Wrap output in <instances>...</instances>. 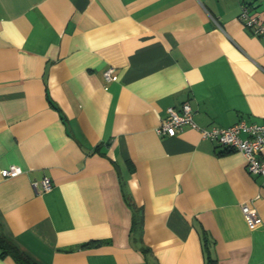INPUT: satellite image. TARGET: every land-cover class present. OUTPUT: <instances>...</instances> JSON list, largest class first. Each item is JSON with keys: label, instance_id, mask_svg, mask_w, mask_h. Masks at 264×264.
Instances as JSON below:
<instances>
[{"label": "crops", "instance_id": "crops-1", "mask_svg": "<svg viewBox=\"0 0 264 264\" xmlns=\"http://www.w3.org/2000/svg\"><path fill=\"white\" fill-rule=\"evenodd\" d=\"M243 4L264 21V0H0V170L23 168L0 174V234L39 264H264V179L156 130L184 102L203 128L262 121Z\"/></svg>", "mask_w": 264, "mask_h": 264}, {"label": "built area", "instance_id": "built-area-1", "mask_svg": "<svg viewBox=\"0 0 264 264\" xmlns=\"http://www.w3.org/2000/svg\"><path fill=\"white\" fill-rule=\"evenodd\" d=\"M239 18L244 26L251 28L254 33L264 36V21L249 12V6L243 4ZM110 71L105 72L106 78H110ZM185 125H190L200 130L202 137L216 141L218 144L240 152L244 157V165L248 173L259 175L264 179V118L258 123H247L240 120L225 127L203 128L193 120V111L188 102L181 105V111L173 107L167 108V115L157 127L159 134L175 135ZM23 172V168L16 164H9L0 170L2 177H15ZM42 190L50 189L52 182L49 176H43L39 181ZM36 189L37 183L32 182ZM244 218L254 227L258 224L253 207L242 205Z\"/></svg>", "mask_w": 264, "mask_h": 264}, {"label": "trees", "instance_id": "trees-1", "mask_svg": "<svg viewBox=\"0 0 264 264\" xmlns=\"http://www.w3.org/2000/svg\"><path fill=\"white\" fill-rule=\"evenodd\" d=\"M141 227V215L135 213L132 220V231ZM12 256L19 264H39L30 258L5 234H0V256ZM206 264H215V260L207 256Z\"/></svg>", "mask_w": 264, "mask_h": 264}]
</instances>
